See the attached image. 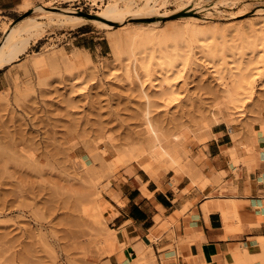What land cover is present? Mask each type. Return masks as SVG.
<instances>
[{
    "label": "rangeland",
    "instance_id": "1",
    "mask_svg": "<svg viewBox=\"0 0 264 264\" xmlns=\"http://www.w3.org/2000/svg\"><path fill=\"white\" fill-rule=\"evenodd\" d=\"M116 1L124 4L118 0H0V43L11 28L19 32L7 49V56L17 55V60L0 69V264H107L106 257L117 256L125 246L119 244L109 210L101 217L102 222L107 220L104 227L96 221L99 214L91 193L95 185L100 200L109 201V195L116 199L112 187L125 181L123 174L141 170L119 159L146 139L143 116L147 111L163 138L181 150V165L194 163L195 183L161 164V177L172 178L176 185L183 178L189 181L184 194L199 190L206 197L215 196L219 183L197 157L213 137L215 125L224 123L230 129L233 144L226 151L230 163L238 148L240 158L253 153L260 161L264 75L249 70V77L255 78L252 98L237 113L233 103L239 67L264 57L263 51L253 52V38L233 32L232 39L229 32L227 41L232 43L225 45L224 66L195 43L184 48L187 65L168 73L158 63L174 50V44H181L182 37L176 38L179 43L174 37H161V30L170 24L197 21L209 27H249L264 20V0L152 1L160 17L154 25L159 35L150 40L154 44L121 41L117 52L111 38L119 34L125 40L118 32L122 27L89 23L73 28L41 9H69L88 16ZM143 6L140 2L130 14L133 19L126 28L150 25L152 16L139 9ZM189 10H194L193 18H185ZM30 20L40 27L28 33ZM78 54L89 56L91 62L76 66ZM260 66L264 69V61ZM224 105L226 117L220 111ZM148 154L146 160L161 163L154 151ZM233 167L239 168L237 163ZM225 190L220 187L219 193L224 195ZM223 216L224 222L230 220ZM108 233L116 237L112 249L104 241ZM143 264H157L156 257L147 256Z\"/></svg>",
    "mask_w": 264,
    "mask_h": 264
},
{
    "label": "crops",
    "instance_id": "2",
    "mask_svg": "<svg viewBox=\"0 0 264 264\" xmlns=\"http://www.w3.org/2000/svg\"><path fill=\"white\" fill-rule=\"evenodd\" d=\"M212 134L197 157L209 176L219 177L213 198L199 190L184 194L190 185L185 178L177 185L164 176L156 182L134 168L123 174L124 182L112 187L117 197L108 196L116 211L110 223L130 257L120 261L111 255L105 258L107 264H143L147 256L156 257L157 264H226L231 263L235 246L264 237V139L258 144L259 167L250 174L230 163L226 153L233 144L229 127L215 125ZM221 173L225 175L220 177ZM220 187L226 188L224 195ZM223 215L230 219L229 227ZM155 228L159 237L154 242Z\"/></svg>",
    "mask_w": 264,
    "mask_h": 264
},
{
    "label": "bare ground",
    "instance_id": "3",
    "mask_svg": "<svg viewBox=\"0 0 264 264\" xmlns=\"http://www.w3.org/2000/svg\"><path fill=\"white\" fill-rule=\"evenodd\" d=\"M68 1H72V0H68ZM118 1H121L122 4L123 3L124 4L120 5V2H117V1L113 3H109L106 6V8L103 9V12L98 13L96 15H88V16L80 14V13H76L75 11L71 12L69 11V9L68 10L66 9L59 10L55 8L50 9L48 6H47L48 8L41 7V9L44 10L45 12L51 13L52 16L56 17V19L68 24L69 26H72L73 28H77L85 24L88 25L89 23L101 25L106 28H111L112 26H115V25L122 27L121 30L118 32H120L123 35V37H125V40L121 36H119V34L116 37L114 36L115 38L114 37L111 38V44L115 52L119 51L118 50L119 46L122 47L123 43L122 45H120L121 41L122 42L127 41L134 45H136L137 43L139 44V42L145 45L147 42L145 43L144 41H148L147 44L153 43L154 41H150V40H155L157 35H159V33L156 32L157 28L154 25L157 24L160 20V17L158 16L157 11L154 10L155 6L153 5L154 8L152 6V1L154 3L155 0H118ZM140 2H144V6L143 8L141 7L139 9L140 10L142 9V11H144V13H146L147 16L148 15L152 16L151 20L149 21L150 25L147 26L146 28L144 27V29L126 28L128 26L127 25L128 21L133 19L132 17L130 19L128 17L130 16V14L133 13L136 7H137L136 10H138V6ZM193 11L194 10H189L185 12L188 14V16H186L185 18H193L195 16V14H193ZM27 27L28 28L25 31L30 33L32 32L33 29L39 28L40 25L37 24L35 20H30ZM263 30H264V20L262 22H258V23L255 22L253 24H250L249 27H244V26L243 27L242 26L241 27H238V26L237 27H223V26L222 27H218V26L209 27V25L203 26L197 21L191 22V23L185 22L182 24H170L167 30L165 31L161 30L160 32L161 37L162 35L165 37V39L166 37L168 38L171 37L170 39L174 37L173 40H177V43L180 42L178 41L179 39L178 37H182L180 39L181 44L180 45L174 44L173 46V48L175 47L174 50L172 52L170 51V53L167 55L165 54L166 56H162L164 59L160 61V63L158 64L164 69H166L167 72L169 71L168 73L174 72L176 70V67H178L179 65H187L189 58L184 48H188L189 46H191V43H195L201 49L208 51L209 55L213 59L218 60L219 64L224 66L227 64V59L225 56H227L228 54L227 53L225 54V50L227 47V46L225 47V45L228 42L227 40L230 38V37L228 38V36L231 34V33L229 34V32L232 31V39L234 38L233 32H237V35H240V36H245V37L247 36V38L250 37L251 39L253 38L254 40L251 42V44L253 45L252 50L255 53L257 51L264 52V35L262 34L264 32ZM260 31H263L261 35L260 33H258ZM18 34L19 32L17 28L15 29L11 28L10 30L6 32L2 42L0 43V69L10 64L11 62H14L17 60L18 58L17 55L12 56V57L7 56V49L9 48V46L13 44ZM34 36L35 35L32 34L30 37H34ZM240 36L239 38H242ZM250 38L248 39L251 40ZM229 42L232 43V40ZM141 43L139 45H142ZM245 43L247 44V42ZM232 47H234V45ZM165 48H167V46H165ZM165 48H163L164 49L163 51H165ZM166 52L168 51L166 50ZM82 55L83 54L81 55L78 54V56L75 57L74 63L76 64V66L84 67L86 66V64L91 62L89 56L87 55L82 56ZM263 61H264V57L259 60L255 59V62L254 61L250 62V64L247 65V67L245 66L239 67L240 68V75H239L240 80L237 83L238 84L237 90H236V94L233 99V103L235 105L234 109L236 110V113L240 111L242 107L245 106L246 102L249 99H251L253 95V84L255 82V78H253V76L249 77L248 71L249 70L250 72L256 71L255 73L257 75H264V69H262L263 67L260 66V63ZM167 84L169 86L172 85L170 82H168ZM224 106L220 108V111H221L222 116L226 117L227 106L225 107ZM143 117H144V122H145L144 130H145L146 139L143 141L141 145L137 147H133L131 150L124 152L121 155L119 161H122L123 163L129 162V163L137 164L141 168V170L145 172L150 177V179H153V180L159 179L161 177V170L163 168V167L161 168L162 166L161 164H165L167 165L168 168H171V169L173 168L174 170L178 171V173L187 175L190 178V180L193 183H195L197 171L194 166V163L191 161L189 163L187 162L181 165V160H180L181 150L178 148H172L170 145L171 142L163 138L160 130L151 120L150 113L148 111L145 113ZM148 151H154L156 154H158L162 158L161 163L156 164L153 161L146 160V158L147 159L149 158ZM234 152L236 153L232 155V161H231V164L233 166L234 164L237 163L239 167L242 166L246 168L250 174L253 173L257 167H259L260 161H257L253 153H249L247 157L240 158L241 149L238 148L234 150ZM124 164L121 163V166H123ZM215 180L218 181L217 176H215ZM93 187H94V191H92L91 196L93 197V202L95 206L94 209H96V211H98V214H99L97 216L96 215L97 212L95 211L96 212L95 215L97 216L96 221L98 219V221L100 222L99 224L102 225L103 223H106L107 221L105 219L106 221L102 222L103 215H105L103 214V211L105 210L112 211V213L108 215L110 219L114 218V216L116 215V211L114 210L112 205L107 206V204H109L107 202L109 201L106 202L104 200L99 199L101 196V191L95 185ZM156 222H158L157 224L161 223L160 220ZM225 225L229 227L230 220L225 221ZM102 226L104 227L105 224H103ZM160 227L161 225L158 226L159 229ZM158 228H155L152 232L153 235H151V239L154 242L157 241L159 237ZM104 241L112 249L114 247V244L116 243V237L112 233H108ZM149 254L151 255L154 254L152 247L149 248ZM117 257L120 261H123L126 257H130V256L128 253H126L125 250L121 249L118 252ZM232 258L233 259L231 263L226 262V264H264V237H256L254 238L253 241L248 243L246 246H238V245L235 246L232 249Z\"/></svg>",
    "mask_w": 264,
    "mask_h": 264
}]
</instances>
